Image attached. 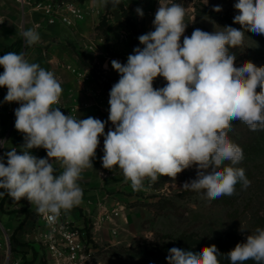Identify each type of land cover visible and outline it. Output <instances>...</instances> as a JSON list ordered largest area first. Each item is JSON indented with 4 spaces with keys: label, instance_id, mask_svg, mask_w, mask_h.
<instances>
[{
    "label": "clouds",
    "instance_id": "9594fccd",
    "mask_svg": "<svg viewBox=\"0 0 264 264\" xmlns=\"http://www.w3.org/2000/svg\"><path fill=\"white\" fill-rule=\"evenodd\" d=\"M112 2L118 5L120 0ZM159 4L154 30L138 37L143 47H135L126 63L111 61L119 80L109 92L108 121L113 127L106 133L108 121L65 115L56 106L63 88L53 71L30 62L23 52L0 56V88L7 89L2 103L19 104L14 127L24 140L19 148L13 146L0 155L4 190L0 197L27 199L50 221L70 212L82 203L79 181L86 169L93 168L101 136L102 167L113 173L119 169L136 191L144 190L145 180L154 184L167 176L175 181L192 167L196 178L182 189L204 190L209 200L233 195L237 183L250 185L245 170L236 167L244 159L243 149L228 133L234 121L252 131L264 130V66L251 61L236 66L230 49L242 44L246 31L264 35V0L234 4L239 14L233 23L243 30L196 28L190 36L185 35V8L160 0ZM135 11L143 17L140 7ZM213 11L222 8L217 5ZM21 35L26 46L40 41L35 29ZM158 77L166 84L154 88ZM6 142L0 140V148H6ZM40 148L46 150L45 158L32 154ZM220 255L214 244L200 252L173 247L166 260L167 264H220ZM226 256L230 264H264V228L247 235Z\"/></svg>",
    "mask_w": 264,
    "mask_h": 264
},
{
    "label": "rangeland",
    "instance_id": "374dc122",
    "mask_svg": "<svg viewBox=\"0 0 264 264\" xmlns=\"http://www.w3.org/2000/svg\"><path fill=\"white\" fill-rule=\"evenodd\" d=\"M77 1L86 11L85 19L72 27H66L68 31L65 34L53 32L50 44L53 46L52 55L57 60L48 70L53 71L61 81L62 95L68 96L71 103H75L74 109L82 112V108L87 105L76 94H90L92 99L94 94L101 96L99 105L108 102L111 85L104 81V77L109 81L119 80V74L112 68L111 61L115 59L126 63L135 47H143L138 37L154 30L152 21L160 4L159 0H121L123 9L118 4L106 12L104 6L108 0ZM236 2L237 0H208L205 5V0H160L162 4L178 3L185 8L187 36L196 28L213 32L221 31L222 27L227 26L218 23L211 13L226 16L231 20V27L243 30L241 25L233 23L234 16L239 14L234 8ZM18 5V31L5 33L0 27V37L4 34H21L26 30L21 27L23 17L35 12L29 6ZM217 5L221 6L222 11H213V7ZM137 7L143 10V17L136 13ZM1 18L0 15V21ZM182 39L183 37L181 42ZM22 41L23 47L28 49L23 37ZM2 43L4 42H0ZM230 52L236 55V66L245 61L264 66V35L246 31L242 44L231 48ZM80 74H88L89 80L83 82ZM165 84L166 81L158 77L153 86L161 88ZM74 95L76 97L72 100ZM92 107L101 114L98 104H92ZM16 108L17 103H11L7 115L14 122L10 128L0 126V139H5L8 131L15 129ZM0 118L2 119L1 115ZM228 136L243 149L244 159L236 167L245 170L251 183L246 188L242 183H237L233 195L221 196L215 200L207 199L204 190L197 192L182 189L185 182L196 178L195 167L178 174L175 181L167 176H161L154 184L145 180L144 190L136 191L130 182L124 180L119 169L113 173L103 168L101 158L96 155L93 162L100 180L91 190L98 195L99 206L91 210V217L84 218L86 233L88 230L92 237L89 241V247H93L92 264H165L162 260L140 252L192 234L212 242L236 246L237 243L245 242L247 235L253 234L257 228H264V130L252 131L243 122L234 121ZM86 171L88 170L82 173V178ZM15 203L16 201L8 210L3 206L4 215L0 216V264H48L39 245L27 240L26 245L35 256L30 261L19 256L26 252H19L14 247L13 214L25 210L11 209L15 207ZM114 209L120 211L119 217L101 221V214H111ZM23 215L20 226H24L27 220V213ZM70 218H74L73 215L70 214ZM225 264H230V260Z\"/></svg>",
    "mask_w": 264,
    "mask_h": 264
},
{
    "label": "crops",
    "instance_id": "0c3cea01",
    "mask_svg": "<svg viewBox=\"0 0 264 264\" xmlns=\"http://www.w3.org/2000/svg\"><path fill=\"white\" fill-rule=\"evenodd\" d=\"M19 5L16 3V0H0V15H1V21L0 27L3 28V32H17V25L19 23ZM21 27H25V29H35L39 35H40V41L39 43L29 46L28 49L26 47L22 52L25 54L26 58L30 62L38 63L41 67L45 68L46 70L53 67L55 64L57 57L52 55L53 46L50 44L53 38V32L59 33V34H65L68 29L67 26L56 24V25H48L46 22L45 17L43 14L39 12L32 13L28 16V14L23 17V21L21 24ZM9 35V37H7ZM4 34L0 38V42H4L0 44V51H3L6 47H9L16 43L19 40H22L21 34ZM3 56V55H2ZM3 72V67L0 66V73ZM7 93L6 88H0V115L2 116V119L0 118V126L2 128L11 127L14 121L13 119L7 115L10 111L9 108H11V103H2L4 96ZM78 99H82L87 105L82 108V112L79 111L77 108L74 109L73 101L71 103V100L68 96L61 95L59 106L61 107V111L65 115H73L77 118H87L88 116H92L97 118L99 116V113L96 112V109L92 107V104H95V106L99 102L102 101V97L94 94L93 99L90 97V94L83 93V95L76 94ZM75 95L72 97V100L76 97ZM94 102V103H92ZM103 106V104H101ZM19 107V104H18ZM74 109V110H72ZM11 118V119H10ZM5 152L9 150L8 148L11 147H17L19 148L20 145L23 144V134L18 132L16 129L12 131H8V133L5 136ZM10 143V144H9ZM33 155H40L41 153H44V149H33L31 150ZM3 155V154H2ZM95 161V160H93ZM91 169V170H90ZM88 171L85 172V176L81 179V188L83 189V199L81 205L74 207L70 212L67 214L70 216L73 215L74 218L72 219H82L80 222L84 221V218L91 217L90 213L91 210L94 209L98 205V195L94 192H92L91 188L94 186V184L99 183V177L98 172L96 168L95 162H93V168H88ZM106 178V177H105ZM4 191L3 189H0V192ZM4 197V196H3ZM3 197H0L2 199ZM15 201L12 200V198L7 196V199L4 204V209L8 210L7 208L9 206H12V204ZM15 207L11 208L13 210H20L22 208V204L20 201H16L14 204ZM102 205V204H100ZM102 207V206H101ZM99 211V210H98ZM97 211V213H98ZM24 212H17L14 213V226L12 227V231L14 234V247L17 248V250L20 252H26L21 253L19 256L24 257V260L30 261L35 259L34 253L32 249H29L27 247V242L29 241L27 239L26 234V227L20 226V224L23 222L24 218ZM4 215L2 211L0 210V216ZM20 226V227H19ZM28 240V241H27Z\"/></svg>",
    "mask_w": 264,
    "mask_h": 264
},
{
    "label": "built area",
    "instance_id": "2783aa9c",
    "mask_svg": "<svg viewBox=\"0 0 264 264\" xmlns=\"http://www.w3.org/2000/svg\"><path fill=\"white\" fill-rule=\"evenodd\" d=\"M23 7H31L34 12L43 14L48 25L61 24L67 27L74 26L77 22L85 19L86 11L76 0H16ZM120 2H122L120 0ZM123 3V2H122ZM83 82L89 80L88 74H80ZM111 87L117 81H109L104 77ZM101 114L99 119L108 121V102L105 105H98ZM110 121L106 124L105 133L112 128ZM5 140V139H0ZM5 152V148H0V154ZM46 150L39 158H45ZM96 155L103 156V137H100V144ZM61 171L59 165L56 166ZM22 208L26 210L27 238L29 241L39 245L46 255L48 264H92L91 248L89 247V237L84 227L82 219H72L67 213H62L55 221H50L46 216L38 214L35 206H31L27 199H21ZM101 209V208H100ZM100 215V214H99ZM101 221L113 220L120 216V211L114 209L111 214L100 215ZM100 222V221H99ZM31 223V226L28 225ZM7 241V240H6ZM17 264V263H16Z\"/></svg>",
    "mask_w": 264,
    "mask_h": 264
},
{
    "label": "trees",
    "instance_id": "16d2710c",
    "mask_svg": "<svg viewBox=\"0 0 264 264\" xmlns=\"http://www.w3.org/2000/svg\"><path fill=\"white\" fill-rule=\"evenodd\" d=\"M114 6L112 0H108L105 3L104 9L106 12H109L111 8ZM119 6L123 9V3L119 2ZM216 17V20L218 23L222 25H227L231 26V20L227 18L226 16H220L214 13H211ZM105 20V19H104ZM105 21H103L104 23ZM23 41L19 40L13 45L6 47L3 51H0V56L4 55L6 52H17L21 53L23 50ZM259 88H257V91L259 92ZM42 154V153H41ZM7 199V196H4L2 199H0V210L3 211V206L4 203ZM17 212V211H16ZM20 212L26 213L25 210H21ZM88 233V230H87ZM89 241L91 240V236L88 233ZM165 238H170L169 236H165ZM12 243V242H11ZM216 245L217 249L219 252L222 254L218 257L220 264H225L229 259L226 256V254L231 251L235 246H228L225 243H216L212 242L208 239L205 238H200L197 235H190V236H185V237H179L176 238L172 241V243H163L162 246L156 247L152 250H145L144 252H140V254H145L149 257H152L156 260H162L165 264H167L166 257L169 254V249L173 247L181 248L184 250H191L193 252H200L204 247L211 246V245ZM28 264V263H26ZM246 264H255L254 261H247Z\"/></svg>",
    "mask_w": 264,
    "mask_h": 264
},
{
    "label": "water",
    "instance_id": "95a60500",
    "mask_svg": "<svg viewBox=\"0 0 264 264\" xmlns=\"http://www.w3.org/2000/svg\"><path fill=\"white\" fill-rule=\"evenodd\" d=\"M17 107H18V103H17Z\"/></svg>",
    "mask_w": 264,
    "mask_h": 264
}]
</instances>
